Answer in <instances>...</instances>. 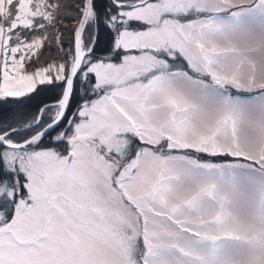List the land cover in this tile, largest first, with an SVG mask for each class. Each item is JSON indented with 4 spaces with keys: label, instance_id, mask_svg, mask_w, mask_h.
<instances>
[{
    "label": "snow or ice",
    "instance_id": "obj_1",
    "mask_svg": "<svg viewBox=\"0 0 264 264\" xmlns=\"http://www.w3.org/2000/svg\"><path fill=\"white\" fill-rule=\"evenodd\" d=\"M0 264H264V0H0Z\"/></svg>",
    "mask_w": 264,
    "mask_h": 264
}]
</instances>
